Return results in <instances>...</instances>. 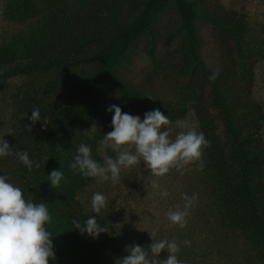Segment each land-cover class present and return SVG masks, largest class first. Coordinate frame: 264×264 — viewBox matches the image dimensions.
<instances>
[{
	"label": "rangeland",
	"instance_id": "obj_1",
	"mask_svg": "<svg viewBox=\"0 0 264 264\" xmlns=\"http://www.w3.org/2000/svg\"><path fill=\"white\" fill-rule=\"evenodd\" d=\"M147 1L0 0V67L12 62L14 56L26 63L34 58L46 64L49 56L66 61L29 68L16 72L7 82L0 81V139L41 164L29 172L13 154L0 159V175L20 187L27 200L47 203L51 215L47 230L56 256L51 264H116L127 255L129 245L138 243L148 249L152 232L156 239L175 240L180 245L178 259L188 264L192 251L206 248L201 239L192 245L190 238L195 232L189 226L195 218L211 224L215 213L201 212L219 202L218 189L211 180L210 139L227 155L232 151L238 154L237 136L244 140L247 155L262 160L249 166L248 179L257 186L264 184V0H186L195 14L192 37L171 1L120 60L114 79L95 95L97 107L91 110L80 100V89L91 85L102 67L92 57L118 43ZM120 83L128 88L131 99H136L134 107L140 112L134 109L129 113L124 108ZM111 105L141 119L157 108L166 116L188 111L176 121H187L204 133L208 144L203 149V167L195 162L156 178L149 177L141 162L122 170L121 181L115 185L75 174L71 164L81 143L91 147L94 159L103 162L98 148L103 134L112 131ZM36 107L47 118L46 124L30 121ZM62 110L85 117V122L66 127L49 143L48 138L59 130L54 118ZM258 120L263 125L262 145L251 140ZM175 122L170 125L173 139L182 130ZM238 157L231 158L234 163L229 162V170L238 172L244 167L246 162ZM53 169L64 174L55 189L47 177ZM152 181L170 195L161 197L160 189L150 187ZM95 192L103 193L108 201L102 217L96 219L110 228L98 239L82 236L73 224L91 214ZM63 193L74 196L64 198ZM185 194L196 197L187 224L170 227L167 212L182 206ZM216 232L215 227L200 226L195 237ZM185 240L190 245L185 246ZM166 257L167 252L161 253L160 259Z\"/></svg>",
	"mask_w": 264,
	"mask_h": 264
},
{
	"label": "clouds",
	"instance_id": "obj_2",
	"mask_svg": "<svg viewBox=\"0 0 264 264\" xmlns=\"http://www.w3.org/2000/svg\"><path fill=\"white\" fill-rule=\"evenodd\" d=\"M108 111L113 113L112 131L103 134L98 148L103 162L94 159L91 147L81 143L71 164L75 174L115 185L121 181L122 170L133 169L141 162L150 173L149 177L156 178L166 177L173 169L181 170L195 162L203 167V149L208 142L194 124L176 121V126L182 130L173 139L172 121L159 108L146 112L143 119L123 112L117 105L109 106ZM46 119L38 107L33 109L32 124L41 121L46 124ZM13 154L29 172L41 167L39 160L31 159L27 152H16L5 138L0 139V159ZM61 169L47 173L48 183L54 189L64 179ZM150 185L160 189L155 181ZM160 195L166 198L170 193L160 189ZM183 199L182 206L177 205L167 212L170 227L184 228L187 224L196 197L185 194ZM90 207L91 214L82 222L74 220L73 224L82 236L98 239L110 231L108 225L101 226L96 219V216L102 217L101 212L108 207L106 196L101 192L93 193ZM50 222L47 203L27 200L20 187L10 183L7 176L0 175V264H51L56 256L53 238L47 230ZM149 234L152 243L148 249L138 243L129 245L127 255L117 259L116 264H181L177 255L180 245L175 240L156 239V232ZM182 243L188 246L191 242ZM163 252H167V257L160 259Z\"/></svg>",
	"mask_w": 264,
	"mask_h": 264
},
{
	"label": "trees",
	"instance_id": "obj_3",
	"mask_svg": "<svg viewBox=\"0 0 264 264\" xmlns=\"http://www.w3.org/2000/svg\"><path fill=\"white\" fill-rule=\"evenodd\" d=\"M171 1L175 2L190 36H194L195 14L186 0H148L138 18L127 30L122 32L118 43L109 51L92 57L102 65L101 70L91 85L83 87L79 91L80 100L91 110L98 105L95 95L105 84L114 79V70L129 51L131 45L149 29L152 18L165 9ZM27 62L18 56H14L12 62L0 67V81L7 82L16 72L25 71L29 68L42 69L52 63H66L59 56H49L46 64L34 58H29ZM119 88L122 93L124 108L129 113H133V110L137 109L134 105H138L136 99H131L125 85L120 83ZM218 100V104L221 105V99L218 98ZM191 108L188 110L190 111ZM187 112L173 111L169 113L168 118L174 123L185 116ZM83 120L85 117L71 116L63 110L57 112L54 118V126L59 130L57 135L48 138V142L54 143L57 136L66 127L83 125L85 122ZM254 122L255 130L252 131L251 140L262 145L263 135L260 132L263 125L259 120ZM206 134L209 135L208 132ZM236 140L239 144L238 154L232 151L227 155L220 150V147H214L212 139H210L209 150L213 151V161H211L213 163L211 166L213 179L211 180L215 182L218 189L219 202L216 205H207L201 214L213 211L215 219L211 220L212 223L210 224L209 221L205 223L195 218L189 228L195 232V235H197L196 230L200 229V226L215 227L217 232L206 237L202 236L203 238L195 237V235L190 238L193 246L198 245L197 240L201 239V243L206 244V248L198 252L192 251L189 254L188 264H264V184L257 186L248 179L249 166L256 165L262 160L257 155L250 158L243 147L244 140L238 136ZM235 155L246 162L238 172L228 169L229 162L234 163L231 158ZM233 175L236 176L235 182H233ZM63 196L64 198H72L74 195L63 193ZM80 221L82 222V220ZM85 237L88 236L85 235ZM99 255L96 254L95 257L98 258Z\"/></svg>",
	"mask_w": 264,
	"mask_h": 264
}]
</instances>
